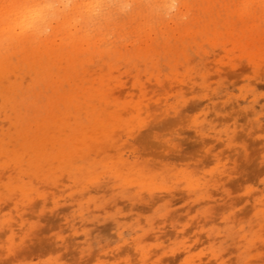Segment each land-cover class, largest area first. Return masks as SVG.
I'll return each mask as SVG.
<instances>
[{
    "label": "rangeland",
    "instance_id": "rangeland-1",
    "mask_svg": "<svg viewBox=\"0 0 264 264\" xmlns=\"http://www.w3.org/2000/svg\"><path fill=\"white\" fill-rule=\"evenodd\" d=\"M86 3L0 48V264H264V0Z\"/></svg>",
    "mask_w": 264,
    "mask_h": 264
},
{
    "label": "clouds",
    "instance_id": "clouds-1",
    "mask_svg": "<svg viewBox=\"0 0 264 264\" xmlns=\"http://www.w3.org/2000/svg\"><path fill=\"white\" fill-rule=\"evenodd\" d=\"M107 0H87V3L80 5L86 9L85 15L95 21L89 34L96 30V24L105 17V3ZM113 5H118L116 10L120 14L130 13L133 10L132 0H111ZM143 7L151 9L153 0H142ZM76 0H3L0 3V48L6 46L14 38L31 35L34 40L46 37L51 34L50 23L57 18H63L68 14L71 18ZM166 15L171 17L178 11L179 0H167ZM186 17H181L184 19ZM24 24L31 21V25L23 28ZM81 20L71 18L69 30L79 27ZM23 29V30H22Z\"/></svg>",
    "mask_w": 264,
    "mask_h": 264
}]
</instances>
